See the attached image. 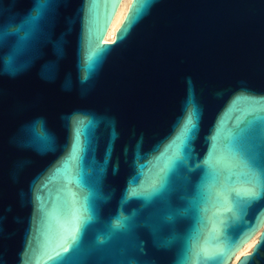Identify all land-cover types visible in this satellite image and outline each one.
I'll return each instance as SVG.
<instances>
[{"label":"water","instance_id":"obj_1","mask_svg":"<svg viewBox=\"0 0 264 264\" xmlns=\"http://www.w3.org/2000/svg\"><path fill=\"white\" fill-rule=\"evenodd\" d=\"M118 2L0 0V264H264V0Z\"/></svg>","mask_w":264,"mask_h":264},{"label":"bare ground","instance_id":"obj_2","mask_svg":"<svg viewBox=\"0 0 264 264\" xmlns=\"http://www.w3.org/2000/svg\"><path fill=\"white\" fill-rule=\"evenodd\" d=\"M130 0H119L115 12H114V17L111 18L108 27L106 29V33L104 34L102 40L103 41H111L113 38V34L116 30V28L119 26L120 22L123 19V16L127 10L128 4ZM259 230H256L251 239L249 240L248 244L246 245L245 248L237 249L233 253L231 260L229 261V264H233L237 258H239L240 255L248 252L254 242L256 241V236L258 234Z\"/></svg>","mask_w":264,"mask_h":264},{"label":"snow or ice","instance_id":"obj_3","mask_svg":"<svg viewBox=\"0 0 264 264\" xmlns=\"http://www.w3.org/2000/svg\"><path fill=\"white\" fill-rule=\"evenodd\" d=\"M133 2H134V4H135V3H136V0H133ZM130 12H131V10H130ZM253 228H254V225L249 224V225L247 226L246 233L250 234V232L253 230ZM78 235H79V229L77 228V229H75L74 231H72V232L70 233L69 238L71 239V241H72L73 243H75L76 240L78 239ZM246 239H247V235H245V233H242L240 238H234V239L231 241L232 249L235 250V248H237V247L239 246V244H240L241 242H243V240H246ZM260 244H261L262 246H264V239H262V240L260 241ZM64 251L67 252V251H68V248L65 247V248H64Z\"/></svg>","mask_w":264,"mask_h":264},{"label":"rangeland","instance_id":"obj_4","mask_svg":"<svg viewBox=\"0 0 264 264\" xmlns=\"http://www.w3.org/2000/svg\"><path fill=\"white\" fill-rule=\"evenodd\" d=\"M229 264V263H228Z\"/></svg>","mask_w":264,"mask_h":264}]
</instances>
